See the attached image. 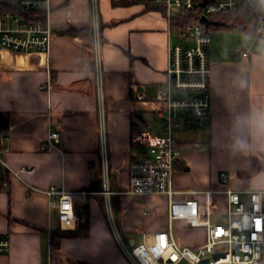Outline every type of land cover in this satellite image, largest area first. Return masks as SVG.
Returning a JSON list of instances; mask_svg holds the SVG:
<instances>
[{"label": "crops", "instance_id": "crops-1", "mask_svg": "<svg viewBox=\"0 0 264 264\" xmlns=\"http://www.w3.org/2000/svg\"><path fill=\"white\" fill-rule=\"evenodd\" d=\"M93 3L52 0L49 56L6 50L0 60L1 153L11 168L33 169L14 176L0 160V236L10 239L0 264H131L116 231L131 245L171 228L166 194L125 192L130 165L143 149L134 135L163 132L154 97L166 80L169 18L159 4L97 0L95 23ZM80 23L90 24V32H60ZM210 34V114L196 120L183 111L176 132L175 197L196 191L201 213L175 221L172 231L179 245L191 248L205 242L208 223L228 221L226 189L240 190L244 202L250 191L264 190V168H253L254 161L264 162V137L240 122L264 112V45L255 48L253 37L251 45L239 46L221 32ZM51 130H60L61 138L44 149ZM239 140L247 146L238 148ZM51 186L74 192L78 207L87 205L88 236H62L58 206L47 194Z\"/></svg>", "mask_w": 264, "mask_h": 264}, {"label": "built area", "instance_id": "built-area-1", "mask_svg": "<svg viewBox=\"0 0 264 264\" xmlns=\"http://www.w3.org/2000/svg\"><path fill=\"white\" fill-rule=\"evenodd\" d=\"M165 7L169 18L168 66L166 80L159 86L154 100L159 103L158 112L163 118V132L140 131L134 140L143 148L131 163L129 186L126 193L166 194L169 197V220L171 228L157 233L154 241L144 235L142 242L127 244L116 231L120 243L134 264H264V190L249 192L244 202L241 191L225 190L228 200V221L208 223L205 242L197 248L181 246L173 235V223L178 220L194 221L200 217L201 205L197 192L188 198H176L174 175L180 158L176 132L180 127L183 111H190L199 120L208 118L212 99V67L208 48L212 42L210 31L202 16L217 20V15L243 11L253 28L255 42L264 44V0H133ZM206 1L205 5L202 3ZM23 11L0 8V60L6 50L26 52L32 49L47 52L51 47L54 27L51 21L52 0H14ZM96 3V4H94ZM95 23H98V5L94 0ZM45 11V20L34 18ZM24 12L30 13L26 15ZM179 12L195 14L197 21L175 19ZM250 49L243 50L249 56ZM46 89L50 99L51 79ZM140 99H146L139 94ZM60 130H51L43 143L47 149L61 138ZM102 152L107 176L108 159L106 135L102 131ZM0 160L14 176L32 168L15 170L9 166L1 153ZM224 180L228 175L222 173ZM109 202L111 191L105 190ZM47 194L52 204L58 206L61 229H76L80 216L75 207L74 192L51 186ZM211 205V200L208 206ZM209 214V209H206ZM10 248L8 236H0V254ZM220 255L216 257L215 254Z\"/></svg>", "mask_w": 264, "mask_h": 264}, {"label": "trees", "instance_id": "trees-1", "mask_svg": "<svg viewBox=\"0 0 264 264\" xmlns=\"http://www.w3.org/2000/svg\"><path fill=\"white\" fill-rule=\"evenodd\" d=\"M0 8H9L18 12H22L23 11L15 4L14 0H0ZM26 15H30V13L24 12ZM34 18H38L40 20H45V11H39L37 16ZM175 19H182L183 21L186 22H192V21H197L198 17L195 14H187V13H182L179 12V14L175 15L174 17ZM217 20L219 21H223V24L217 25L220 27H227V28H232V29H241V30H246V31H253V28L250 25L249 20L246 18L245 13L241 10L238 12H234V13H222L217 15ZM249 24V25H245V24ZM212 26V25H210ZM209 26V27H210ZM61 27V26H59ZM58 27V28H59ZM81 27V28H80ZM208 27V28H209ZM60 32H69L71 34H77V33H88L90 32V24L88 23H83V24H71V25H67L65 26L63 29L61 27ZM264 162L262 163H257L254 161V165L253 168L256 170H260L262 168H264ZM95 183H93L90 188L95 187L94 186ZM75 207H76V211L79 214V211L81 209L82 206L78 207L77 203H75ZM87 205H83L84 210H86ZM59 230L62 231V236H70V237H86L89 235V218H85L82 221H79L78 227L76 229H61L59 228ZM73 261V260H72ZM82 263V261H80Z\"/></svg>", "mask_w": 264, "mask_h": 264}, {"label": "rangeland", "instance_id": "rangeland-1", "mask_svg": "<svg viewBox=\"0 0 264 264\" xmlns=\"http://www.w3.org/2000/svg\"><path fill=\"white\" fill-rule=\"evenodd\" d=\"M96 4V3H94ZM98 5V3H97ZM93 14H94V11H93ZM245 25H249V24H245ZM207 29L210 31V33H212L213 35L216 34V33H223L225 35H228V37L237 45L239 46H243L244 44H250L253 42V35H248L246 34L243 30L241 29H232V28H227L225 26L223 27H220V26H216V25H212L210 26L209 28L207 27ZM255 44V48H258V47H263L264 44H259V43H254ZM106 197V195H105ZM106 200H107V197L105 198L104 200V205L106 206L105 209H107L108 211V207L106 205ZM79 215H80V218L81 220H84L86 217H85V210L83 208V206L81 207L80 211H79ZM137 241H140V239L138 238ZM124 253V251H123ZM131 264H134L132 263V261H130ZM180 264H187L185 262H182Z\"/></svg>", "mask_w": 264, "mask_h": 264}, {"label": "clouds", "instance_id": "clouds-1", "mask_svg": "<svg viewBox=\"0 0 264 264\" xmlns=\"http://www.w3.org/2000/svg\"><path fill=\"white\" fill-rule=\"evenodd\" d=\"M240 122L247 123L251 126L257 136L264 137V112L253 113L249 117H243L241 118ZM236 146L240 149H243L247 145L246 142L239 140L237 141Z\"/></svg>", "mask_w": 264, "mask_h": 264}, {"label": "water", "instance_id": "water-1", "mask_svg": "<svg viewBox=\"0 0 264 264\" xmlns=\"http://www.w3.org/2000/svg\"><path fill=\"white\" fill-rule=\"evenodd\" d=\"M205 4H206V1H204L202 3V5H205ZM200 21L203 22L206 26H209V25H212V24L213 25H220V24H223L224 23L223 21H219V20H211V19H209L206 16H202L201 19H200ZM193 118L196 119V120H198V117L195 116V115L193 116ZM134 243H135V240L132 239L131 242H130V244L133 245ZM215 255H216V257H218L220 254L217 253Z\"/></svg>", "mask_w": 264, "mask_h": 264}]
</instances>
